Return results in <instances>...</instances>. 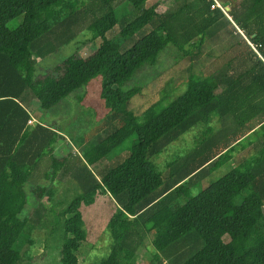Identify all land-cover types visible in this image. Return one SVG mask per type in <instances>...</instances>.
Masks as SVG:
<instances>
[{
  "label": "trees",
  "instance_id": "1",
  "mask_svg": "<svg viewBox=\"0 0 264 264\" xmlns=\"http://www.w3.org/2000/svg\"><path fill=\"white\" fill-rule=\"evenodd\" d=\"M121 1L130 10L119 18ZM148 1L0 0V264L21 261L20 242L40 228L43 200L56 193L42 182L59 176L80 190L57 222L60 264H81L77 253L87 239L81 207L102 191L116 210L108 222L111 254L97 264H130L147 239L156 251L151 264H264V61L239 31L264 58V0H222L230 3L232 20L212 10L210 0H175L163 11ZM16 19L18 28H8ZM84 31L101 40L88 57L75 54L43 77L26 65ZM169 46L193 65L210 59L204 68L215 83L213 97L193 86L170 102H153L139 120L132 106L141 89L123 88L155 67ZM98 76L108 112L83 138L80 154L59 158L54 151L63 136L41 123L29 125L32 113L36 106L55 108ZM198 126L208 129L195 147L159 172L155 159ZM133 136L131 151L94 168ZM230 162L231 171L192 196ZM26 184L35 204L22 217Z\"/></svg>",
  "mask_w": 264,
  "mask_h": 264
},
{
  "label": "rangeland",
  "instance_id": "2",
  "mask_svg": "<svg viewBox=\"0 0 264 264\" xmlns=\"http://www.w3.org/2000/svg\"><path fill=\"white\" fill-rule=\"evenodd\" d=\"M175 0H149L148 7L158 3L160 10H165L174 3ZM222 1V0H221ZM237 2L236 0H234ZM223 2V1H222ZM226 4V3H225ZM231 8V6H230ZM129 8L125 1H121L118 8V16L122 18ZM21 19L13 20L9 23L8 28L16 29L20 25ZM119 31V29H118ZM101 40H93L92 35L84 31L74 42L63 46L58 52L44 59H29L26 65L33 64L36 67V76L43 77L51 72L58 65L62 64L67 58L78 54L88 57L95 52L100 46ZM221 46L215 45L214 53L217 55L221 52ZM180 53L172 46H169L159 56L158 63L155 67H146L124 88L127 91L134 87L141 89L140 94L134 100L132 112L134 111L137 118L142 120L143 112L153 102L165 98L166 102H170L182 94L189 88L198 86L204 93L207 100L213 97L215 83L213 79L205 73V65L209 64L210 59L206 58L198 65H193L186 59H181ZM103 86V77L94 78L88 85L75 91L65 98L58 106L51 110L40 109L36 106L32 113L33 124L41 123L57 130L62 136L58 144L55 146V155L59 158L69 157V155H78L81 152V146L86 144L83 138L97 126L104 116L107 114L104 101L101 97ZM214 130L219 128L216 121L211 124ZM208 128L206 126H198L185 134L180 140L172 143L168 149L162 153L155 164L159 172L165 173L167 164L178 156H182L187 151L195 147L197 141L202 138L203 133ZM136 144V136L114 149L106 158H104L95 169L102 168L111 163L115 157L124 155L125 152L131 151ZM48 158L45 157L43 163ZM233 163L225 165L218 170L210 178H207L202 186L193 188L192 196H197L203 189L207 188L211 183L218 181L221 177L231 171ZM42 185L56 187V193L53 199L44 198L46 211L40 228L35 230L31 235L25 236L20 242L21 261L18 264H60L61 250L63 242L62 224L57 223L63 219L60 213L66 209L69 203L80 193L77 184L70 178L63 179L60 176L56 182L50 183L43 181ZM25 189L28 193L29 204L22 212V217L29 214L31 208L35 204V197L31 193V184H26ZM250 191L237 199V203H241L243 198ZM116 210L114 199L109 193L102 191L96 199V202L90 206H82L85 230L87 239L83 247L77 253L81 264H97L107 258L111 254L113 239L108 229V222ZM63 223V222H62ZM226 242L229 237H225ZM32 241V242H31ZM31 242V243H30ZM156 251L151 240L147 239L138 249L135 258L130 264H151ZM166 261H164V264Z\"/></svg>",
  "mask_w": 264,
  "mask_h": 264
},
{
  "label": "built area",
  "instance_id": "3",
  "mask_svg": "<svg viewBox=\"0 0 264 264\" xmlns=\"http://www.w3.org/2000/svg\"><path fill=\"white\" fill-rule=\"evenodd\" d=\"M210 2H212V4H211L212 10L220 9L230 20H232L230 15H229L230 10L227 9V6L224 2H222L221 0H210ZM239 31L244 36V38L248 41V43L252 47V49H254L257 52V54L259 55V57L264 61V58L259 54L257 47L244 35V33L241 30H239ZM32 124H33V121L30 120L29 125H32Z\"/></svg>",
  "mask_w": 264,
  "mask_h": 264
},
{
  "label": "water",
  "instance_id": "4",
  "mask_svg": "<svg viewBox=\"0 0 264 264\" xmlns=\"http://www.w3.org/2000/svg\"><path fill=\"white\" fill-rule=\"evenodd\" d=\"M226 6H227V9L230 10V3L229 2L226 3Z\"/></svg>",
  "mask_w": 264,
  "mask_h": 264
}]
</instances>
